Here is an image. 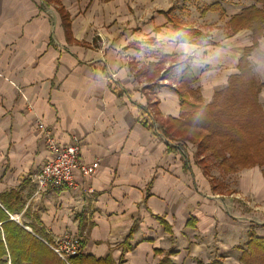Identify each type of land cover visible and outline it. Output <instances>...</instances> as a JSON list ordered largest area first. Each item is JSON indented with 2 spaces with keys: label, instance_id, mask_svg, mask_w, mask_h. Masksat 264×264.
<instances>
[{
  "label": "crops",
  "instance_id": "crops-1",
  "mask_svg": "<svg viewBox=\"0 0 264 264\" xmlns=\"http://www.w3.org/2000/svg\"><path fill=\"white\" fill-rule=\"evenodd\" d=\"M253 5L262 7L0 0V196L15 192L22 205L11 220L50 243L79 236L84 257L100 264H242L251 235L264 239L262 169L208 173L197 148L167 141L157 119L180 118L187 66L206 105L239 74L252 33H233L230 22ZM248 60L264 84V37ZM39 120L60 146L77 136L82 161L98 163L79 190L41 191L33 181L53 157Z\"/></svg>",
  "mask_w": 264,
  "mask_h": 264
},
{
  "label": "trees",
  "instance_id": "trees-1",
  "mask_svg": "<svg viewBox=\"0 0 264 264\" xmlns=\"http://www.w3.org/2000/svg\"><path fill=\"white\" fill-rule=\"evenodd\" d=\"M256 4L262 7L250 6L230 22L231 32L248 29L252 33L253 42L245 49L240 60L239 74L230 77L228 86L217 92L213 102L206 105L200 89L193 88L198 76L187 66L180 87L176 90L181 101L180 118H170L163 122L157 120L158 129L167 141L197 146L198 155L209 153L205 158L219 161V166L225 172L259 167L264 177V107L260 100L264 84L256 79L248 60L264 37V0H256ZM219 9L220 6L215 4L204 12ZM58 13L63 22L68 21L69 18L60 4ZM65 26L68 28L69 24ZM205 169L208 172V168ZM17 207L22 205L15 192L0 196V224L3 229L2 231L0 227V264L8 263L3 236L11 256V264H63L44 241L30 235L17 222L11 220L7 212L14 214ZM247 245V251L241 257L242 264H264V239L251 235ZM71 263L100 264L84 257L82 253L73 258ZM161 264L172 263L167 260Z\"/></svg>",
  "mask_w": 264,
  "mask_h": 264
},
{
  "label": "built area",
  "instance_id": "built-area-1",
  "mask_svg": "<svg viewBox=\"0 0 264 264\" xmlns=\"http://www.w3.org/2000/svg\"><path fill=\"white\" fill-rule=\"evenodd\" d=\"M38 128L45 136L46 145L53 157L33 177V181L41 191L79 190V179L93 177L97 172L98 163L90 166L82 161L81 140L77 136H73L69 144L60 146L53 132L41 120L38 122ZM44 242L58 255L63 264H72V259L83 251L82 238L75 235H66L53 243L45 240Z\"/></svg>",
  "mask_w": 264,
  "mask_h": 264
},
{
  "label": "rangeland",
  "instance_id": "rangeland-1",
  "mask_svg": "<svg viewBox=\"0 0 264 264\" xmlns=\"http://www.w3.org/2000/svg\"><path fill=\"white\" fill-rule=\"evenodd\" d=\"M262 92H264V89H263V91ZM260 97H261V95H260ZM262 105H263V107H264V93H263V97H262ZM196 148H197V146H195ZM197 158H205V157H208V154L209 153H207V154H201L200 153V155H198V148H197ZM203 167L205 166H209V168H208V173H210V170L211 169H217V171H219V172H225L224 170H223V168H221L220 166H219V161H216V160H214V159H212V158H205L204 160H203ZM202 166V165H201ZM214 183L216 184H218V186H219V191H221V192H226L225 190H226V187H225V185L223 184L222 185V183L221 182H219V180H215L214 181ZM232 190H228L227 192H231ZM218 262H221L222 264H225L224 262H222V261H218ZM242 263V262H241Z\"/></svg>",
  "mask_w": 264,
  "mask_h": 264
}]
</instances>
